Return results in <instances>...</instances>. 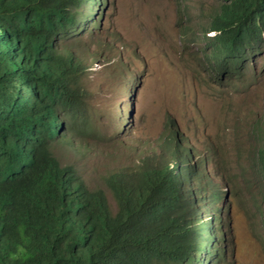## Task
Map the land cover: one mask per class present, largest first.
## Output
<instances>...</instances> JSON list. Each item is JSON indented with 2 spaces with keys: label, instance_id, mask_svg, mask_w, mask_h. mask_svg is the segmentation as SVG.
Returning a JSON list of instances; mask_svg holds the SVG:
<instances>
[{
  "label": "trees",
  "instance_id": "trees-1",
  "mask_svg": "<svg viewBox=\"0 0 264 264\" xmlns=\"http://www.w3.org/2000/svg\"><path fill=\"white\" fill-rule=\"evenodd\" d=\"M95 1L0 0V264H200L211 240L203 218L218 211L206 210L208 198L224 195L186 188L203 176L189 147L166 135L144 166L105 175L111 197L53 151L68 131L88 151L112 134L89 124L91 95L106 88L89 91L87 50L76 48ZM202 31L211 71L244 76L264 65V0H218ZM250 164L264 220V145Z\"/></svg>",
  "mask_w": 264,
  "mask_h": 264
},
{
  "label": "rangeland",
  "instance_id": "rangeland-1",
  "mask_svg": "<svg viewBox=\"0 0 264 264\" xmlns=\"http://www.w3.org/2000/svg\"><path fill=\"white\" fill-rule=\"evenodd\" d=\"M217 5L218 0L89 2L87 7L96 9L89 19L94 25L76 48L87 50L89 91L106 88L104 95H91L89 124H97L105 137L120 132L125 143L105 139L88 151L71 140L54 145L53 151L79 169L88 187L103 188L111 197L105 175L132 167L138 149L159 152L170 136L192 150L203 172L187 180L186 188L208 184L207 194L215 189L224 195L217 202L208 198L206 210L221 211L203 221L212 235L203 262L264 264L258 206L263 182L250 164L264 145V65L259 62L256 73L229 79L211 71V48L202 27ZM168 117L175 121V133L169 132ZM259 119L263 134L256 136L252 124Z\"/></svg>",
  "mask_w": 264,
  "mask_h": 264
},
{
  "label": "clouds",
  "instance_id": "clouds-1",
  "mask_svg": "<svg viewBox=\"0 0 264 264\" xmlns=\"http://www.w3.org/2000/svg\"><path fill=\"white\" fill-rule=\"evenodd\" d=\"M103 1V0H102ZM101 1V2H102ZM100 1H99V3H101ZM89 11H90V9L91 8H87ZM93 23H89L88 22V26L87 27H89V26H91ZM212 32V31H211ZM211 32H209V33H211ZM85 33V32H84ZM214 33V32H213ZM84 35V34H83ZM83 35H82V37H83ZM210 35H213V34H210ZM83 39H81V41H82ZM215 73H216V75H217V77H219V78H221V74H225L226 76H225V78L226 79H229L231 76H230V74L229 73H227V72H220V71H218V69L216 70V71H214ZM221 79H223V78H221ZM167 121H168V123H169V125H170V130H169V132L173 129V130H177V129H174L173 127H176V124H175V121H174V119L173 118H171V117H168L167 118ZM64 122H66V123H68V125L70 126V128L71 127H73L74 126V123H73V119L72 118H70V117H67V118H65L64 119ZM111 137H114V139L113 140H111L110 138ZM109 139H108V141H111L112 143H114V144H118V145H120V144H124L125 143V141H124V137H120V132H112V134L108 137ZM71 140H77L81 145H83V146H85V148H86V144L74 133V131L72 130V131H68L67 132V134H66V136L61 140V142H65V143H68V144H70V141ZM115 141H118V142H115ZM92 149H89V151H91ZM138 151H139V157H137L135 160H134V164H133V166H135L136 168H139V167H142V166H144L145 164H144V160H145V158H146V156H151L153 153H150V154H147L146 152H147V150H140V149H138ZM159 152H160V150H159ZM159 152H157V153H159ZM144 153H146V155L144 154ZM171 163V162H170ZM172 165V163L170 164V166ZM120 168H118V169H114V170H111V171H109L108 173H110V172H112V171H116V170H119ZM128 169H130V168H128ZM107 173V174H108ZM105 184V183H104ZM259 204V203H258ZM221 211V209H219L218 211H216L214 214H212V215H210V214H208V215H205V217L203 218V221H204V219L205 218H208V219H211L212 218V216H214L216 213H218V212H220ZM202 221V222H203ZM204 223V222H203ZM206 223V222H205ZM207 224H208V222H207ZM208 231H209V229H208ZM210 233V232H209ZM210 235H211V233H210ZM211 240H212V235H211ZM210 240V241H211ZM209 241V242H210ZM209 244V243H208ZM208 247V246H207ZM205 254V258H206V255H208V254H210V252L208 251V252H206V251H202L201 252V254L199 255V260H200V264H205V261L203 262V259H202V254ZM224 256V253H222L221 254V258Z\"/></svg>",
  "mask_w": 264,
  "mask_h": 264
},
{
  "label": "bare ground",
  "instance_id": "bare-ground-1",
  "mask_svg": "<svg viewBox=\"0 0 264 264\" xmlns=\"http://www.w3.org/2000/svg\"><path fill=\"white\" fill-rule=\"evenodd\" d=\"M93 25V24H92ZM92 28V27H91ZM95 31V30H94ZM95 43V42H94ZM126 63V62H125ZM132 144V143H131ZM206 232V231H205ZM221 242V241H220ZM204 246V245H203ZM206 246V245H205ZM207 248V247H206ZM199 250V249H198ZM203 251V250H202ZM198 252V251H197Z\"/></svg>",
  "mask_w": 264,
  "mask_h": 264
}]
</instances>
